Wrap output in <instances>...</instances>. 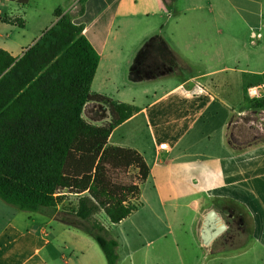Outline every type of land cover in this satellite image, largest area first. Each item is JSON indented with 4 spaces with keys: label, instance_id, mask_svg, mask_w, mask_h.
Instances as JSON below:
<instances>
[{
    "label": "crops",
    "instance_id": "1",
    "mask_svg": "<svg viewBox=\"0 0 264 264\" xmlns=\"http://www.w3.org/2000/svg\"><path fill=\"white\" fill-rule=\"evenodd\" d=\"M175 1L0 0V49L21 58L57 24L59 10L85 25L83 33L100 56L91 92L140 108L108 141L139 152L150 169L138 211L119 224L108 218L103 224L118 243V264H151L150 251L154 264H172L169 243L181 264L220 252L231 227L216 207L225 200L249 214L247 247L264 264V140L254 133L264 119V108L254 105L264 100V0H191L183 8ZM155 39L169 67L158 75ZM174 59L188 70L174 69ZM252 88L260 97L249 96ZM83 118L100 126L110 113L89 102ZM148 185L153 216L134 218L145 208L141 199ZM213 210L227 229L204 245V224ZM0 264L108 261L92 236L56 215L21 211L0 198Z\"/></svg>",
    "mask_w": 264,
    "mask_h": 264
},
{
    "label": "trees",
    "instance_id": "2",
    "mask_svg": "<svg viewBox=\"0 0 264 264\" xmlns=\"http://www.w3.org/2000/svg\"><path fill=\"white\" fill-rule=\"evenodd\" d=\"M55 15L57 24L21 58L0 49V198L21 211L52 210L57 220L92 236L108 264H118V243L102 224L89 222L103 211L119 224L140 208L149 166L139 152L108 144L113 131L140 108L91 92L100 56L85 37L84 24L59 10ZM15 23L23 27L20 20ZM89 102L106 107L110 121L87 123L83 109ZM254 105L263 109L264 100ZM129 171L134 181L125 183L120 178ZM68 195L77 205L63 208L68 216L59 217L60 201ZM222 202L250 221L243 206Z\"/></svg>",
    "mask_w": 264,
    "mask_h": 264
},
{
    "label": "rangeland",
    "instance_id": "3",
    "mask_svg": "<svg viewBox=\"0 0 264 264\" xmlns=\"http://www.w3.org/2000/svg\"><path fill=\"white\" fill-rule=\"evenodd\" d=\"M203 1V0H198ZM174 3V6L176 8H183L184 6L191 3V0H177ZM172 9V8H171ZM158 44H156L154 47V75L162 74L164 71H167L169 69L168 66H165L164 62L162 61L161 57V51L157 48ZM173 67L174 69L179 70V72H186L188 70L186 65L184 63H181L179 60L174 59L173 61ZM262 122V125L260 124ZM264 119L259 118L258 123L254 125V133L256 136L257 141H263L264 140V131L262 127ZM260 131V134L258 132ZM244 134V132L240 131V135ZM123 182H132L134 181V173L133 171H129L128 173L124 174L120 178ZM151 189L150 185L145 186L144 188V197L141 199L142 203L145 205V208H142L136 217L134 218H151L154 213V208L152 211V207L150 204L151 199ZM64 198V197H59ZM75 197H71L68 195L67 199H62L60 201L59 209L61 213H59V217H67V213L63 214L62 210L63 208L68 209L67 211H71V208H75L77 205ZM217 209L221 212L222 217L224 218V221H226L231 227L228 233L222 237L220 245H221V251L214 253L211 257L209 256H202L199 257L197 264H261L262 256L258 257H250L251 253V246L247 247V240L249 238L250 234V223L249 219L242 214V212L239 211V209H236L233 205L226 204L224 202H219L216 205ZM45 213L50 214L51 216H54L52 210L45 211ZM73 221H76L77 219L75 217L71 218ZM91 222V223H90ZM89 222V224H92L94 222H99L100 224H104L107 222V216L103 211L98 212L92 220ZM160 228H162V225H159ZM145 244L144 246H146ZM247 247V248H246ZM151 249L157 248V243L154 242V246L150 247ZM172 252V264H181L180 260L181 258L178 257L177 249L175 245L172 243H169L168 251ZM249 251L248 256L241 257V255L245 252ZM155 253V251H154ZM196 260V259H194ZM193 260V261H194ZM139 261V260H138ZM149 261H151V264H154V254L153 251H150V258ZM140 264V262H138Z\"/></svg>",
    "mask_w": 264,
    "mask_h": 264
},
{
    "label": "water",
    "instance_id": "4",
    "mask_svg": "<svg viewBox=\"0 0 264 264\" xmlns=\"http://www.w3.org/2000/svg\"><path fill=\"white\" fill-rule=\"evenodd\" d=\"M227 226L216 211H211L205 221L203 233L201 236L204 245H209L214 239L221 235Z\"/></svg>",
    "mask_w": 264,
    "mask_h": 264
},
{
    "label": "built area",
    "instance_id": "5",
    "mask_svg": "<svg viewBox=\"0 0 264 264\" xmlns=\"http://www.w3.org/2000/svg\"><path fill=\"white\" fill-rule=\"evenodd\" d=\"M0 16H1V14H0ZM249 96H250L251 98H258V97H260L259 89H257V88H252V89H250V91H249ZM160 148H161L162 150H166V149H167V145H166V144H162V145L160 146Z\"/></svg>",
    "mask_w": 264,
    "mask_h": 264
}]
</instances>
